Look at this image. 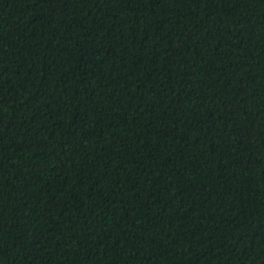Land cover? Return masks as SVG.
<instances>
[{"label": "trees", "instance_id": "1", "mask_svg": "<svg viewBox=\"0 0 264 264\" xmlns=\"http://www.w3.org/2000/svg\"><path fill=\"white\" fill-rule=\"evenodd\" d=\"M0 264H264V0H0Z\"/></svg>", "mask_w": 264, "mask_h": 264}]
</instances>
